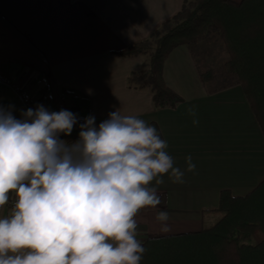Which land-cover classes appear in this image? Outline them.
Here are the masks:
<instances>
[{"label": "crops", "instance_id": "crops-1", "mask_svg": "<svg viewBox=\"0 0 264 264\" xmlns=\"http://www.w3.org/2000/svg\"><path fill=\"white\" fill-rule=\"evenodd\" d=\"M240 3L242 0H232ZM183 0H0V107L19 119L24 111L12 87L29 92L36 106L54 109L67 93L89 103L86 117L98 126L117 109L156 127L168 143L175 166L196 168L183 183L167 175L158 186L161 203L142 209L137 239L197 232L215 223L203 210L218 205L219 193H250L264 180V138L239 86L207 95L185 45L172 50L163 64V80L182 101L174 109L155 110L148 90L127 86L141 70L144 56L123 57L127 47L148 40L182 8ZM49 99L43 104L41 94ZM197 107L199 124L186 109ZM76 128L61 139L72 142ZM6 204L0 217L8 214ZM169 214L166 233L155 217Z\"/></svg>", "mask_w": 264, "mask_h": 264}, {"label": "clouds", "instance_id": "clouds-1", "mask_svg": "<svg viewBox=\"0 0 264 264\" xmlns=\"http://www.w3.org/2000/svg\"><path fill=\"white\" fill-rule=\"evenodd\" d=\"M199 124L197 107L186 109ZM43 105L17 119L0 107V264H141L137 215L161 203L164 176L183 183L195 171L175 166L168 143L137 115L111 112L98 126ZM168 232L169 214L155 217Z\"/></svg>", "mask_w": 264, "mask_h": 264}, {"label": "trees", "instance_id": "trees-1", "mask_svg": "<svg viewBox=\"0 0 264 264\" xmlns=\"http://www.w3.org/2000/svg\"><path fill=\"white\" fill-rule=\"evenodd\" d=\"M180 45L187 46L205 94L242 89L264 138V0H183L181 10L148 40L119 53L145 57L127 86L148 90L155 110L174 109L182 101L162 74L167 56ZM220 79L227 81L214 87ZM71 98V112L87 115L89 103ZM41 100L49 102L44 91ZM207 214L215 223L200 231L146 239L141 264H264V180L242 197L220 191L218 205L202 211Z\"/></svg>", "mask_w": 264, "mask_h": 264}, {"label": "built area", "instance_id": "built-area-1", "mask_svg": "<svg viewBox=\"0 0 264 264\" xmlns=\"http://www.w3.org/2000/svg\"><path fill=\"white\" fill-rule=\"evenodd\" d=\"M9 81L5 76H0V86H8ZM12 91L19 103L24 108V111H26L29 108L35 109L37 106L34 104V102L31 100L29 92L26 90H21L18 87H12ZM73 101L70 95L62 93L58 101L56 103V107L54 109H48L50 112H58L60 110H68L72 111ZM78 117L77 124L74 126L76 128L75 134L73 136L72 142L76 141L78 139V133H79V125L84 122V119L86 118L85 115L82 114H75ZM9 205V204H8ZM10 207V205H9Z\"/></svg>", "mask_w": 264, "mask_h": 264}, {"label": "rangeland", "instance_id": "rangeland-1", "mask_svg": "<svg viewBox=\"0 0 264 264\" xmlns=\"http://www.w3.org/2000/svg\"><path fill=\"white\" fill-rule=\"evenodd\" d=\"M205 51H211V48H210V47H207V49H206ZM226 81H227L226 79L216 80V81L213 82L212 85H213L214 87H220V86H222L223 84H225ZM65 94H67V93H65Z\"/></svg>", "mask_w": 264, "mask_h": 264}]
</instances>
